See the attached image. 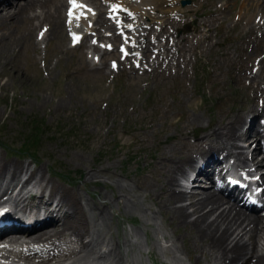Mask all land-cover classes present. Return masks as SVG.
<instances>
[{
  "label": "rangeland",
  "instance_id": "obj_1",
  "mask_svg": "<svg viewBox=\"0 0 264 264\" xmlns=\"http://www.w3.org/2000/svg\"><path fill=\"white\" fill-rule=\"evenodd\" d=\"M84 1V7H93ZM178 1L177 7L188 13L163 16L164 23L154 21L137 28L140 33L136 36L147 47L141 50L136 69L127 62L111 68L112 62L121 59L117 50L96 48L97 43L119 44V38L108 37L113 33L108 30L111 25L103 12L105 7H93L96 20L101 14L106 21L95 24L99 33L93 32L73 48L65 32L45 39L50 25L42 16L33 26L0 16L1 157L41 170L47 182L45 199L50 197L58 203L55 193L61 191L69 204L80 199L92 218L88 227L99 221V235L112 242L114 251L118 246L128 257V264H201L188 230L172 221L170 214L156 212L157 197L152 196L151 188L157 187L158 192L162 183L156 172L162 164L155 167L158 153L172 144L183 150L177 126L184 116L199 117L189 129L188 140L193 141L202 135L197 132L222 111L246 113L255 94L264 87L262 79L246 78L256 69L255 63L257 67L264 59V8L244 10V0H190V5L182 8V0ZM64 12L63 7L61 17ZM208 20L211 29L202 25ZM79 25L84 27L82 21ZM250 26H255L251 32ZM197 30H204L210 39L198 42L190 53L188 47L196 46L200 37ZM170 34L169 42L174 43L169 47L163 40ZM155 50L160 52L159 58H154ZM35 133L36 144L28 155L21 153L25 138ZM88 174H94L98 182H86ZM147 184L150 187L146 189ZM120 185L127 187L126 199L141 212L115 202ZM104 200L111 206L104 205ZM62 211L66 217L72 213L65 205ZM100 211L104 221L95 216ZM73 215V229L84 233L85 221L79 213ZM125 236L134 243L129 251L124 249ZM116 262L114 255L110 264Z\"/></svg>",
  "mask_w": 264,
  "mask_h": 264
},
{
  "label": "bare ground",
  "instance_id": "obj_2",
  "mask_svg": "<svg viewBox=\"0 0 264 264\" xmlns=\"http://www.w3.org/2000/svg\"><path fill=\"white\" fill-rule=\"evenodd\" d=\"M7 1L0 0V3L7 5L2 8L3 11L0 13V16L5 18V20L12 22L20 21L22 23L28 22L33 26V22L42 16L48 22V25H50L48 26L45 39L56 36L59 32H65L64 22L62 21L63 17H61L62 8L66 6L65 0H24L22 2L18 1L14 7H11V3ZM87 1L97 9L103 7L102 2L99 0ZM226 1L234 2L236 0ZM107 2L110 6L116 7L119 5L124 6L125 4L130 5L132 8L127 11L131 15L136 14L133 19H129L128 17H124V19L119 18L120 22L117 23V28L113 25L108 28L110 32H113L114 37L116 39L120 38V40V35H116L118 30H120L122 35L130 37L129 31L132 29L130 34L136 40L126 46L124 43L123 48L125 50L128 49L129 52L125 59L127 58L128 63L135 66L137 65L134 62L135 57H138V53H142L141 50L147 47L145 41H140L138 36H136V34L140 33V30L137 28L142 27L143 29V25L147 23L151 24L154 21L164 23L162 21L163 16L177 13L185 15L188 13V11H182V9L177 7L178 0H107ZM104 3H106L105 0ZM213 3V1L209 2V4ZM205 4L206 2L204 1L201 3V6ZM261 8H264V0H244V10L249 9L254 11V9ZM243 9L242 11H244ZM35 11L40 12L34 13ZM111 11L112 14H115L114 16L120 17V12L117 9H112ZM86 15L91 16V13L85 12ZM72 16L78 17L74 12ZM80 16H84V14ZM122 19L127 24H122ZM117 20L115 19V21ZM144 20L145 22H143ZM105 22L104 19H101L100 14L95 24L99 25ZM207 22L204 21L202 25L211 29V23L209 20ZM182 25L184 26L185 24ZM249 25L251 24L249 23ZM178 27L177 25L176 29ZM254 27L250 26L249 32L253 31ZM93 31H96L97 34L99 33L97 28H94ZM197 34L200 36L196 41L197 45L188 47L187 51L190 53L198 47V42L201 43L210 39V36L204 34V30H197ZM133 37L131 40H133ZM172 37L170 34V36L167 35L164 38L165 45L169 47L173 46L174 40L172 43L169 42V38ZM189 40L187 38L186 41L189 43ZM178 41H175V46H177ZM136 43L138 44L136 49L138 52L134 57V55L130 54V47ZM199 48H201V45ZM153 53L156 54L154 58L160 55V52L157 53V50ZM263 68L264 59H261L257 64L256 70L252 72L250 77L246 78L251 79V81H256L257 79L264 81ZM263 89L264 87L255 94V97L251 100V102L253 101L252 105L248 106L249 108L247 107L246 110L248 111L245 114H242L243 111H239L238 109H235L236 111L234 110L235 112L232 114L228 113V111H222L217 118L210 119L208 125L197 132L202 135L196 136L193 141L188 140L189 129L199 122V117L197 115L184 116V120L177 126V130L179 131L177 139L182 140L183 150L181 149L182 151H180L177 149L178 147L176 148L172 144L165 151L158 153L159 160L157 162L159 164L155 167H159L162 164V167L156 171L157 177L162 183L158 186V192L157 187L153 186L151 188L152 196L157 197L156 203L158 204V208L156 212L160 215L162 213L166 215L170 214L172 221L177 222L179 227L188 230L189 241L193 246V250L198 253V261L201 264H234L238 261H241V264H264V214L258 210V207L252 205L247 209L240 203L238 196L233 191V189L239 187L232 185V191L225 190V194H223L220 190L221 193L214 190L197 191L199 188L195 191L193 189L188 190V188L184 190L179 183V178H185L186 171H189L188 173L192 172L195 175L192 185H197L195 181L199 178L207 177L212 166L214 168L218 164L217 162L220 158L217 157L215 159L213 155L217 156L219 153L224 154L223 160L230 161L232 159L233 167L237 169L247 170L246 168L250 167L247 166L248 162H252L258 167L264 165V158L261 161H257V148H254L251 153L247 152L252 144L250 141L254 139L253 143L257 142L256 147H258L259 139L262 135V132L256 130L252 134L251 128L255 125L256 116L264 113ZM248 115L252 116L247 121ZM193 132H195V129L192 130ZM43 170L46 171V169ZM220 172L222 174L223 170L221 169ZM43 175L44 173L41 170L34 171L28 165L22 166L13 161H5L0 154V211H4L0 215V226L6 222L9 225V228L0 234V258L5 260L16 258L15 260H23L27 264H110L115 255L117 264H128V257L119 250V247L117 246L114 251L112 242H107L105 236L99 235L97 226L99 221H96L95 224L93 220L94 227H88V221L89 219L92 220V218H89L88 214H86L80 199L74 200V204H69L64 199L62 191L55 193L57 196L55 201L58 203H55L51 199L49 200L50 197L44 199L45 192L47 191V182L45 181V175ZM94 176V174H88L86 182L96 184L98 181H94ZM108 178H111V176H108ZM259 181V185H264V172L259 176ZM122 185L118 186L119 188H117L114 194L115 202L124 205L126 208L127 206L135 208L137 205L135 206L129 199H126L128 194L125 190L127 187L124 188ZM17 187H20V189L15 193L14 191H16ZM149 187L150 185L147 184L146 189ZM26 189L28 190L27 193L22 196V193ZM33 189L35 193H33ZM30 191L33 192L31 195H28ZM262 196H264V187ZM103 197L107 200L105 196ZM105 200L103 204L111 206ZM187 200L188 203H184ZM62 205H65L69 212H72L68 213V217H66L67 213L62 211ZM262 206L264 207V200ZM140 209L135 208V211L141 212ZM75 213H79L87 225L84 233H78L73 229L76 222L73 221L75 218L73 214ZM95 216L99 217L100 221L105 220L104 214L101 211L99 215ZM16 219H19V221L16 222ZM23 220L27 222L23 223ZM86 238H89L88 241H84ZM133 244L131 239L125 236L124 249L129 251ZM104 248H106V251ZM62 250H66L67 252L65 253Z\"/></svg>",
  "mask_w": 264,
  "mask_h": 264
},
{
  "label": "trees",
  "instance_id": "obj_3",
  "mask_svg": "<svg viewBox=\"0 0 264 264\" xmlns=\"http://www.w3.org/2000/svg\"><path fill=\"white\" fill-rule=\"evenodd\" d=\"M38 130V129H36ZM26 140L23 142L22 148L20 149L22 152L21 153H28L32 147L36 144L38 140V135L35 133L34 135L31 134L29 137L25 138ZM28 155V154H27Z\"/></svg>",
  "mask_w": 264,
  "mask_h": 264
},
{
  "label": "snow or ice",
  "instance_id": "obj_4",
  "mask_svg": "<svg viewBox=\"0 0 264 264\" xmlns=\"http://www.w3.org/2000/svg\"><path fill=\"white\" fill-rule=\"evenodd\" d=\"M71 2L75 5V0H71ZM70 15H71V13H70ZM74 39H79L78 37H74Z\"/></svg>",
  "mask_w": 264,
  "mask_h": 264
},
{
  "label": "water",
  "instance_id": "obj_5",
  "mask_svg": "<svg viewBox=\"0 0 264 264\" xmlns=\"http://www.w3.org/2000/svg\"><path fill=\"white\" fill-rule=\"evenodd\" d=\"M185 4H186V3H185V2H183V3H182V6H184Z\"/></svg>",
  "mask_w": 264,
  "mask_h": 264
}]
</instances>
